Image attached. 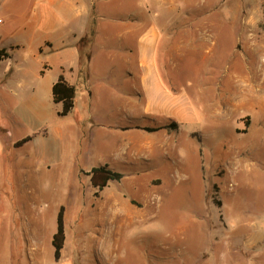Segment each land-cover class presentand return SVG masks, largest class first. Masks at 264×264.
Returning <instances> with one entry per match:
<instances>
[{"label":"rangeland","instance_id":"obj_1","mask_svg":"<svg viewBox=\"0 0 264 264\" xmlns=\"http://www.w3.org/2000/svg\"><path fill=\"white\" fill-rule=\"evenodd\" d=\"M126 8L132 11H104L97 23L114 24V30L99 32L95 40L110 37L112 44L128 43L118 34L132 23L145 41L150 38L148 26L155 25L154 49L136 46V59H154L173 105L185 97L194 120L171 130L173 116L144 110L145 94L135 119H124L128 112L109 108L113 120L94 126L81 99L74 112L59 116L50 91L31 97L29 108L8 96L14 111L5 113L0 106V126L8 128L7 133L0 127V136L6 142L26 136L34 140L12 150L13 174L8 181L0 177V183L13 186L0 193L8 197L4 208L11 220L1 223L0 218V264H28L24 228L50 238L61 206L65 235L80 243L81 264H233L231 260L241 258L234 253L239 249H264V192L257 189L264 185L258 176L264 171V116L260 119L262 113L249 102L238 107L240 118L249 115L262 122L236 133L235 124L247 117L228 128L222 109L214 113L215 103L222 106L235 96L264 101V0H141L139 6ZM22 54L32 56L30 47L24 45ZM122 72L117 63L110 78L118 90L125 85L128 93ZM123 122L142 127L164 124L161 131H142L164 142L154 143L145 155L128 154L125 163L111 167L121 178L103 189L94 188L86 173L102 158L112 166L113 151L106 145L117 139L112 125ZM72 123L80 132L90 130L92 141L63 139L61 149L56 146L58 161L53 162L55 156L47 149L49 161L37 169L32 151L39 134L58 124L70 128ZM233 156L238 157L237 168L230 171ZM5 243L14 252L9 260L1 257Z\"/></svg>","mask_w":264,"mask_h":264},{"label":"crops","instance_id":"obj_2","mask_svg":"<svg viewBox=\"0 0 264 264\" xmlns=\"http://www.w3.org/2000/svg\"><path fill=\"white\" fill-rule=\"evenodd\" d=\"M140 4L141 0H0V49L8 54L7 57L0 59V101L2 102L0 106L3 107L4 112L14 111L13 106L8 102V96L18 99L23 107L29 108L28 100L31 97L50 91L53 102L52 86L61 76L75 88L74 106L68 114L74 112L76 101L78 104V100L81 99L82 108L89 113L87 119L92 122L91 126L103 125L108 119L112 121V115L109 114L110 109L116 110L118 113L128 112V115H124V119H135L136 113L141 111L142 94L148 97L144 107L145 111L164 113L174 117L171 122L176 123V128H171V130L177 131L181 123L194 120L185 97H178L181 99L177 106L173 105V98L162 84L161 75L154 59L145 58L142 60L141 56L136 59V46L143 51L154 49L156 45L155 25L153 26L151 23L148 26L150 38L145 41H143L141 33L138 32V28L130 27L133 25L132 23H129L128 25H131L127 28L123 27L122 32L118 34L121 38H127L128 43L112 44L110 37L101 40V42L95 40L99 32L109 33L114 30V24L108 27V25L101 26L97 23V20H100L101 15L105 13L104 11H132L126 8L127 5L135 7ZM127 15L136 19L135 14ZM116 30L121 31V28L118 27ZM24 45L30 47L32 56L22 54ZM117 63L121 72L123 71L120 78L128 81V93L124 90L125 85L118 90L115 80L110 78L113 76L111 70ZM248 102L251 108L262 113L261 119L264 116V101L255 103L253 98L240 100L238 96L234 97L233 102L227 99L225 104L219 107L215 103L214 113H219L221 111L219 109H222L223 120L227 125L229 124V127L226 125L228 128L232 127L234 121H241L242 118L247 117L246 121L242 120L241 125L235 124L234 127L236 133H246L255 123L262 122V120L254 122V119L249 118V115L241 118L237 116L238 113L243 115L241 111L236 112L237 108L247 105ZM56 105L60 109V104ZM215 116L213 117L215 118ZM163 125L157 124L154 128L161 131L166 128ZM71 126L67 128V125L58 124L45 128L39 134L37 149L34 147V151H32L34 155L32 164L37 169L45 167L49 161L45 158L47 149L48 153L55 156L53 162L58 161L56 160V154H58L56 146L61 149L63 139L75 141L85 138L89 140L88 143L92 141L90 130H81L80 132L78 124L72 123ZM112 126L117 139L112 144L108 142L106 145V147L110 146L113 151L109 157L112 166H108L106 160L102 158L98 160V166L95 167L106 166L113 170L114 168L111 167H116L115 163L127 161L128 154L140 152L145 155L152 149L154 143L164 142L158 138L152 140L144 136L142 131L146 130L135 122L131 124L114 123ZM0 127L8 133L6 126ZM73 127H76L77 133ZM26 137H28L27 141L17 144L18 141ZM26 137L6 142L0 136V177L4 176L6 181L13 174L10 171L12 150L20 149L34 140L30 136ZM262 138L264 141V131ZM236 159L238 157L233 156V168L230 171L237 168ZM27 163L29 164V162ZM92 168L94 166L90 170ZM18 171L19 174H23L20 169ZM258 176L260 179H264V171H260ZM12 187L6 183H0V193L7 192ZM257 189L264 192V185L257 186ZM7 199L6 195L0 194L1 223H11V220H7L8 214L4 208ZM126 205L123 206L127 207ZM261 213L260 222L264 230V205ZM37 216L39 215L37 214ZM23 232L27 240L28 264H81L78 248L80 243L78 244L79 241H76L75 237L65 235L60 257L55 259L51 243L55 231L50 238L44 236L43 233H37V236L31 235L30 229L27 227ZM10 252L11 249L7 243L3 244L1 254L3 260H9L10 256L14 257V252L12 254ZM234 253H237L241 257L240 259L250 261V264H264V249L254 250L249 245L248 249H239ZM240 259L231 260V263L241 264Z\"/></svg>","mask_w":264,"mask_h":264},{"label":"trees","instance_id":"obj_3","mask_svg":"<svg viewBox=\"0 0 264 264\" xmlns=\"http://www.w3.org/2000/svg\"><path fill=\"white\" fill-rule=\"evenodd\" d=\"M7 56L8 54L3 49H0V59ZM51 92L53 103L60 104V109L57 111V115H67L74 106L75 88L72 85H69L63 77L60 76L53 84ZM169 126L171 128H176V123L172 122ZM143 129L147 131L157 130V128L154 127H144ZM27 140L28 137L23 138L18 141L17 144H21ZM86 175L89 177L90 185L98 189H103L107 186L109 181H118L121 178L119 172L113 171L106 166L94 167L88 171ZM63 212L64 208L61 206L56 217V230L51 241L54 248L55 259L60 257V252L65 240Z\"/></svg>","mask_w":264,"mask_h":264}]
</instances>
